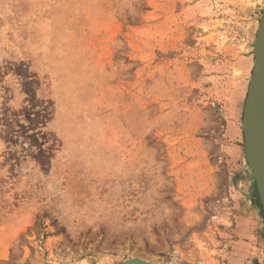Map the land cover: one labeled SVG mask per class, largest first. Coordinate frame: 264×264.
<instances>
[{
	"label": "rangeland",
	"instance_id": "rangeland-1",
	"mask_svg": "<svg viewBox=\"0 0 264 264\" xmlns=\"http://www.w3.org/2000/svg\"><path fill=\"white\" fill-rule=\"evenodd\" d=\"M263 5L0 0V264H264Z\"/></svg>",
	"mask_w": 264,
	"mask_h": 264
},
{
	"label": "water",
	"instance_id": "water-1",
	"mask_svg": "<svg viewBox=\"0 0 264 264\" xmlns=\"http://www.w3.org/2000/svg\"><path fill=\"white\" fill-rule=\"evenodd\" d=\"M253 69L242 110L243 148L264 214V5L253 44ZM262 79V89L258 81ZM261 91V98L258 91ZM260 100V103L258 101ZM121 264H153L134 258Z\"/></svg>",
	"mask_w": 264,
	"mask_h": 264
},
{
	"label": "bare ground",
	"instance_id": "bare-ground-1",
	"mask_svg": "<svg viewBox=\"0 0 264 264\" xmlns=\"http://www.w3.org/2000/svg\"><path fill=\"white\" fill-rule=\"evenodd\" d=\"M258 84H259V89H262V85H263V81H262V79H260V80L258 81ZM258 93H259V97L261 98V91L259 90ZM258 103H260V100L258 101Z\"/></svg>",
	"mask_w": 264,
	"mask_h": 264
}]
</instances>
